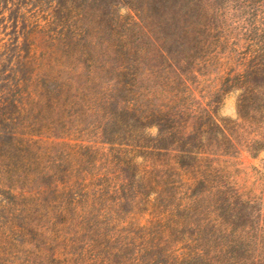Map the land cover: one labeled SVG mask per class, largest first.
<instances>
[{
  "label": "rangeland",
  "instance_id": "obj_1",
  "mask_svg": "<svg viewBox=\"0 0 264 264\" xmlns=\"http://www.w3.org/2000/svg\"><path fill=\"white\" fill-rule=\"evenodd\" d=\"M205 3L202 63L173 110L193 118L216 107L233 140L205 142L181 168L174 152L143 149L157 128L134 138L113 127L124 105L141 116L166 105L168 75L120 56L143 51L150 62L161 51L143 41L133 9L91 14L69 30L75 45L58 49L46 0H0V264H177L198 254L264 264V84L244 92L241 79L264 53V0ZM81 51L94 57L87 67ZM105 130L124 136L111 145Z\"/></svg>",
  "mask_w": 264,
  "mask_h": 264
},
{
  "label": "trees",
  "instance_id": "obj_2",
  "mask_svg": "<svg viewBox=\"0 0 264 264\" xmlns=\"http://www.w3.org/2000/svg\"><path fill=\"white\" fill-rule=\"evenodd\" d=\"M46 1L51 5V15L53 21L56 22L55 25L60 27L58 31L59 42L56 46L58 49H63L65 45L70 48L73 44L75 45L76 37L80 35L78 32L74 34L73 31H69L73 26L77 27L79 24L81 26L88 17H91V14H94V17H97L98 14L107 17L111 9L113 10L120 5L135 11L139 19L138 25L141 27L143 41L147 37L154 39L161 49V51H157L158 56H154L150 62H148L146 54L142 55L143 51H139V55H123L126 51H122L123 54L120 56L125 65L132 67L146 64L149 70L156 73L158 70L168 75L160 85L167 97L166 105L163 109L151 110L147 116L138 115L139 111L135 105L132 107L124 105L119 111L115 123H113L114 129H121L123 133H136L134 138H137L141 129L157 128L158 133L155 137L144 133L147 145L143 149L148 154L155 151L174 152L176 162L181 168L191 167L199 160L202 155L201 147L205 142L219 143L222 138L226 144L232 145V134L228 135L214 117L217 112L216 107L209 111L210 113L205 117L193 118L187 117V113L173 110L174 106L177 105V98L180 94L179 88L184 83L183 80L189 78L195 71L194 67L202 63L201 58L198 60V56L206 46L210 36L211 15L209 8L206 7L209 4H206L205 0ZM99 10L100 13H98ZM213 14L216 17L214 12ZM152 25H155L154 29ZM74 35L75 37H73ZM157 38H160V41ZM62 52L66 56L76 53V51H55V54ZM76 59L83 67L89 66L94 61L90 51L79 52ZM241 79L251 84L245 86L244 92L262 90L264 53L259 62L251 69H247ZM239 116L244 117L245 115L239 112ZM222 121L225 123L235 122L227 119ZM122 136L124 135L117 136L114 130L111 133L105 130L104 133V139L111 145L117 143L116 140ZM254 144H259V141L255 140ZM223 153L234 154L231 151H224ZM233 211L236 212V210ZM221 214L227 219L224 213ZM227 214L234 220L233 223L242 218L240 213ZM206 263L204 256L198 254L177 264Z\"/></svg>",
  "mask_w": 264,
  "mask_h": 264
}]
</instances>
